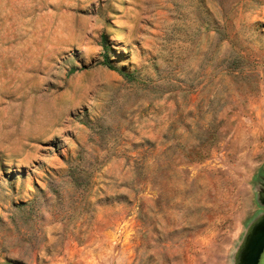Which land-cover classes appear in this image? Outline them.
<instances>
[{
  "label": "rangeland",
  "instance_id": "obj_1",
  "mask_svg": "<svg viewBox=\"0 0 264 264\" xmlns=\"http://www.w3.org/2000/svg\"><path fill=\"white\" fill-rule=\"evenodd\" d=\"M263 226L264 0H0V264H247Z\"/></svg>",
  "mask_w": 264,
  "mask_h": 264
},
{
  "label": "water",
  "instance_id": "obj_2",
  "mask_svg": "<svg viewBox=\"0 0 264 264\" xmlns=\"http://www.w3.org/2000/svg\"><path fill=\"white\" fill-rule=\"evenodd\" d=\"M249 253L250 254L253 253V255L255 254L254 255L255 259L253 260V262L247 264H264V260H261V258L263 259L264 257V226L261 228L258 237L256 238L255 243L251 248V250L249 251ZM7 264H18V263L10 262Z\"/></svg>",
  "mask_w": 264,
  "mask_h": 264
},
{
  "label": "trees",
  "instance_id": "obj_3",
  "mask_svg": "<svg viewBox=\"0 0 264 264\" xmlns=\"http://www.w3.org/2000/svg\"><path fill=\"white\" fill-rule=\"evenodd\" d=\"M105 64H107L110 68H114V66L112 64H110L109 60L108 59H105L104 61ZM125 76H127L128 78H130V75L125 73V72H122Z\"/></svg>",
  "mask_w": 264,
  "mask_h": 264
},
{
  "label": "flooded vegetation",
  "instance_id": "obj_4",
  "mask_svg": "<svg viewBox=\"0 0 264 264\" xmlns=\"http://www.w3.org/2000/svg\"><path fill=\"white\" fill-rule=\"evenodd\" d=\"M255 253V252H254ZM250 254V253H249ZM255 255V254H254ZM253 255V253L252 254H250L249 255V257H248V262L247 263H250V262H253V260L255 259V256ZM261 260H264V257H263V259L261 258Z\"/></svg>",
  "mask_w": 264,
  "mask_h": 264
}]
</instances>
